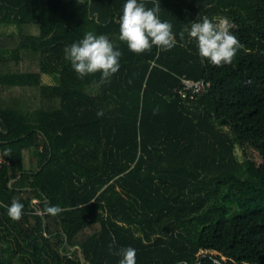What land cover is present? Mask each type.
Wrapping results in <instances>:
<instances>
[{
	"label": "trees",
	"instance_id": "obj_1",
	"mask_svg": "<svg viewBox=\"0 0 264 264\" xmlns=\"http://www.w3.org/2000/svg\"><path fill=\"white\" fill-rule=\"evenodd\" d=\"M144 3L172 24L171 49H128L124 0H0L15 27L0 29V264H118L128 246L136 264H264V0ZM203 16L233 23L231 63L187 37ZM87 31L122 53L107 81L65 58ZM182 76L210 87L183 98Z\"/></svg>",
	"mask_w": 264,
	"mask_h": 264
},
{
	"label": "clouds",
	"instance_id": "obj_2",
	"mask_svg": "<svg viewBox=\"0 0 264 264\" xmlns=\"http://www.w3.org/2000/svg\"><path fill=\"white\" fill-rule=\"evenodd\" d=\"M160 5L146 7L144 0H124L118 17L119 39L127 44L130 51L141 53L157 46L171 49L176 44V35L172 24L159 16ZM233 23L227 17L203 16L193 21L187 31V37L197 47L198 55L215 66L232 62L237 51L242 47L238 38L231 31ZM183 37V33H181ZM65 58L78 77L99 72L101 81L109 80L120 69L119 48L104 34L87 31L78 41L65 46ZM98 111L97 115H102ZM24 205L19 200H12L7 208V215L18 220ZM61 211L59 205H48L46 212L56 215ZM111 251V245L109 246ZM118 264H136V249L128 246L117 250Z\"/></svg>",
	"mask_w": 264,
	"mask_h": 264
},
{
	"label": "built area",
	"instance_id": "obj_3",
	"mask_svg": "<svg viewBox=\"0 0 264 264\" xmlns=\"http://www.w3.org/2000/svg\"><path fill=\"white\" fill-rule=\"evenodd\" d=\"M210 87V82L204 79H191L185 76L180 78V83L175 92L179 93L183 98H196L201 93L206 92Z\"/></svg>",
	"mask_w": 264,
	"mask_h": 264
},
{
	"label": "rangeland",
	"instance_id": "obj_4",
	"mask_svg": "<svg viewBox=\"0 0 264 264\" xmlns=\"http://www.w3.org/2000/svg\"><path fill=\"white\" fill-rule=\"evenodd\" d=\"M1 31L6 32V33H13L15 32V27L14 26H2L0 27ZM41 81L42 83L45 84H54L56 82V77L49 75V74H42L41 75ZM235 155L237 159H241V153L239 152V150L235 149ZM224 259V258H223ZM11 264H17L16 258L13 257L12 260L10 261ZM3 264H6L3 263Z\"/></svg>",
	"mask_w": 264,
	"mask_h": 264
}]
</instances>
